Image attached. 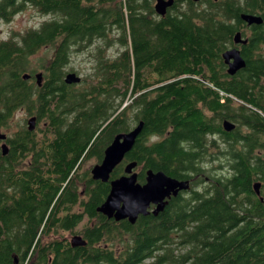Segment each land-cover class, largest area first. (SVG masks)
Returning a JSON list of instances; mask_svg holds the SVG:
<instances>
[{
	"label": "trees",
	"instance_id": "1",
	"mask_svg": "<svg viewBox=\"0 0 264 264\" xmlns=\"http://www.w3.org/2000/svg\"><path fill=\"white\" fill-rule=\"evenodd\" d=\"M153 2L0 0L7 23L29 6L53 16L0 42V132L21 109L38 124L6 134V156L0 141V264H264V60L252 57L264 25L240 75L230 76L222 59L236 35L230 19L264 18V0H223L159 21ZM96 41L103 45L94 50V73L66 84L73 54ZM114 46L120 51L110 58ZM47 48L38 86L33 58ZM142 121L111 180L136 162L140 183L148 170L194 182L158 217L118 223L98 212L110 184L94 181L84 164L102 163L115 137ZM225 121L235 130L226 132ZM214 132L224 136L217 156L207 140ZM220 155L229 174L210 178L203 165ZM69 231L87 245L54 237Z\"/></svg>",
	"mask_w": 264,
	"mask_h": 264
},
{
	"label": "water",
	"instance_id": "2",
	"mask_svg": "<svg viewBox=\"0 0 264 264\" xmlns=\"http://www.w3.org/2000/svg\"><path fill=\"white\" fill-rule=\"evenodd\" d=\"M195 2L199 0H194ZM174 5V0H157L155 10L160 16H165L167 9ZM242 20L249 25H262L264 19L261 16L243 14ZM236 44L242 42L241 33H237L234 37ZM225 63L229 66L228 74L236 75L240 70L246 67L245 60L241 57L240 51L232 49L223 54ZM32 76L26 73L23 78L29 80ZM37 85L42 86L44 75L36 73L34 75ZM82 78L76 73H68L65 77V83L68 85L81 84ZM144 122L137 124L131 131L119 134L115 137L111 145L106 149L102 163L95 165L91 169L92 179L109 183L111 190L105 202L98 208V212L109 220L122 222L128 220L131 225H135L140 216L147 217L153 215L158 217L163 213L169 205L172 198H177L182 192L191 190L190 180H178L164 172H154L148 170L146 173V182L141 184L138 182V172L135 170L138 163L132 162L125 166V175L111 180V176L115 169L123 163L126 156L134 148L137 139L144 130ZM37 128V117L32 116L27 121V129L30 132ZM223 128L230 133L235 130L236 124L225 121ZM7 135L0 132V141H5ZM3 155H7L9 148L7 144L2 145ZM111 181V182H110ZM254 189L260 196L261 184L257 183ZM155 206L154 210L151 207ZM71 245L74 248L85 247L87 242L82 236H75L71 240Z\"/></svg>",
	"mask_w": 264,
	"mask_h": 264
},
{
	"label": "rangeland",
	"instance_id": "3",
	"mask_svg": "<svg viewBox=\"0 0 264 264\" xmlns=\"http://www.w3.org/2000/svg\"><path fill=\"white\" fill-rule=\"evenodd\" d=\"M124 1V0H123ZM153 5V4H152ZM201 7H197V9H200ZM53 16H42L37 9L33 7H26V9L22 12L16 15L12 21L10 22H4L0 20V42L8 40L12 35L14 34H22L24 32H27L29 29L32 28H38L43 22L49 21L52 19ZM113 33L110 34L111 37H117L118 36V30L116 28L113 29ZM102 41H96L94 45H92L89 49L82 53H74L71 58L70 65L65 69L66 72L70 73H76L79 77L82 79L91 76V74L94 73V53L95 48L97 46H102ZM120 51V48L118 46H114L111 49L108 50V56L110 58H116L118 56V52ZM52 54V51L50 48L42 50L37 56L33 58V65L34 68L37 69L36 73H44L42 69H40V65L42 64V61H46L47 58H50ZM82 84V83H81ZM80 84V85H81ZM130 103V102H129ZM29 115L27 114V111L25 109L19 110L15 116L12 118V121L10 122V125L8 128H5L2 130V133L7 134L8 136H12L15 132L19 131L22 127H27V121L29 119ZM43 123L39 125V128H43ZM38 129V124L37 128ZM37 131V130H36ZM40 133H38L39 135ZM161 138L153 137L152 141H159ZM220 148H223V145L220 146ZM211 154H214V156H217L218 154L217 149L214 147H211L210 151ZM94 160H89L84 164V169L90 171L95 166ZM226 161L225 158L220 155L215 161H210L209 163H206L203 165V168L206 170L207 176L209 175L210 178L212 177H221L224 175L229 174V170L226 167ZM204 184L203 186H205ZM202 187H197L196 190H201ZM55 238H65L67 240H71L73 238L72 234L69 232H60L58 236H54ZM145 264H148L146 262Z\"/></svg>",
	"mask_w": 264,
	"mask_h": 264
},
{
	"label": "flooded vegetation",
	"instance_id": "4",
	"mask_svg": "<svg viewBox=\"0 0 264 264\" xmlns=\"http://www.w3.org/2000/svg\"><path fill=\"white\" fill-rule=\"evenodd\" d=\"M223 0H199L197 2H195L194 0H174V5L170 8L167 9V13L165 16H160L156 10H155V5L157 3V0H154L153 2V5H152V9H153V14H152V17L153 19L159 21L161 20L162 18H166L168 16H171V17H174L176 15H179L181 18H184L185 16L183 15V13H189L191 12V9L192 7H201L200 9H198L199 11H203V10H206L210 4L212 3H218V2H221ZM245 3V1H243V4ZM243 14H249V15H257V16H261V15H258V14H250V13H239V17H235L234 19H230L232 20L231 23L235 24L237 26V30H236V34L237 33H241V36H242V42H246V43H240V44H236L234 42V37H233V45L230 46L226 51L223 52V54L229 50H232V49H237L238 51H240V55L241 57L245 60L246 62V66H247V58H246V48L248 47L250 41L253 39V36L255 35V33L258 31V25H249L248 23H246L245 21L242 20V15ZM262 17V16H261ZM263 18V17H262ZM264 19V18H263ZM264 23L262 25H259V26H263ZM223 54H222V59H223V62L225 64V66L227 67V72H228V69H229V66L225 63L224 61V58H223ZM252 57L254 58V60H257L259 58H262L264 60V45L261 44L259 49L258 50H253L252 51ZM246 68V67H245ZM240 70L236 75L234 76H238L240 75L244 70ZM231 76V75H230ZM233 77V76H232ZM262 82L264 83V78L262 80ZM207 140H208V143L211 144L213 147H220L221 145H224V136L221 132H214V133H211L210 135H207ZM3 144H6L5 141L3 143L2 141V145ZM127 165V164H126ZM125 165V166H126ZM125 166H124V169H125ZM136 172L137 169L135 170ZM90 173H91V170H90ZM139 174V172H138ZM125 175V174H124ZM92 176V175H91ZM139 178V176H138ZM139 182V180H138ZM146 182V181H145ZM144 183H141V184H145ZM191 182V190H192V184H193V180L190 181ZM140 183V182H139ZM207 183H209V179H207ZM111 187V186H110ZM191 190L189 192H182V193H186V194H189L191 193ZM180 193V195L182 194ZM179 195V196H180ZM80 197L84 196V193H80L79 195ZM178 196V197H179ZM173 199V198H172ZM171 201V200H170ZM170 203V202H169ZM169 206V205H168ZM155 209V206H152L151 207V210H154ZM74 210H78L80 211V205H76L74 207ZM141 217V216H140ZM139 217V218H140ZM114 221V220H113ZM125 221H128V220H125ZM129 222V221H128ZM119 223V222H118ZM69 233L72 234L73 238L75 236H81L80 234H77L75 231H69ZM72 238V239H73ZM71 239V240H72ZM67 240V239H66ZM71 240H68L70 243H71Z\"/></svg>",
	"mask_w": 264,
	"mask_h": 264
}]
</instances>
